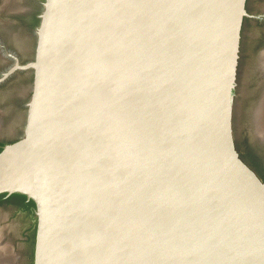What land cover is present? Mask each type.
<instances>
[{
	"label": "water",
	"instance_id": "95a60500",
	"mask_svg": "<svg viewBox=\"0 0 264 264\" xmlns=\"http://www.w3.org/2000/svg\"><path fill=\"white\" fill-rule=\"evenodd\" d=\"M244 1H42L33 59L0 77L32 70L0 193L33 201V264H264L232 133Z\"/></svg>",
	"mask_w": 264,
	"mask_h": 264
},
{
	"label": "flooded vegetation",
	"instance_id": "af4514ba",
	"mask_svg": "<svg viewBox=\"0 0 264 264\" xmlns=\"http://www.w3.org/2000/svg\"><path fill=\"white\" fill-rule=\"evenodd\" d=\"M42 1L0 0V77L13 66L15 59L19 64H25L33 59L34 30L38 23ZM244 8L247 14L243 16L240 25L234 87L232 88V133L238 154L264 182V142L256 137L252 120L253 109L261 96L264 82V72L260 68V60L264 52V0H245ZM243 64L251 67L247 75L249 90L242 102L244 115L238 135H236L237 132L233 127L234 92L239 82V70ZM31 82L32 70L30 68H15L0 79V148L21 134ZM26 85L28 88L24 93L22 88ZM18 112H21L23 119L19 133L14 137H7L4 135L7 129L5 125L7 123L8 127H13ZM9 195L3 193L0 206L10 205L23 214V210L8 201ZM2 224L0 222V225ZM24 263L30 264L28 255ZM5 264L9 263L5 262Z\"/></svg>",
	"mask_w": 264,
	"mask_h": 264
},
{
	"label": "rangeland",
	"instance_id": "374dc122",
	"mask_svg": "<svg viewBox=\"0 0 264 264\" xmlns=\"http://www.w3.org/2000/svg\"><path fill=\"white\" fill-rule=\"evenodd\" d=\"M256 3V2H255ZM251 67L246 64L242 65L239 72V82L234 92V105H233V127L237 132L241 127V119L243 118V100L248 94L249 86L247 83V75L250 73ZM27 85L22 88V92L27 91ZM22 114L18 112L17 118L13 122V127L7 125L4 135L7 137H14L19 133L20 126L22 123ZM11 127V128H10ZM238 137V136H237ZM246 162V161H245ZM247 163V162H246ZM248 164V163H247ZM249 165V164H248ZM0 243L1 245L9 247L8 256L13 260V264H25L28 244L25 242L23 233L29 227L28 221L25 220L24 214L17 211L14 207L10 205L0 206ZM16 256V257H15ZM12 262V261H11Z\"/></svg>",
	"mask_w": 264,
	"mask_h": 264
},
{
	"label": "trees",
	"instance_id": "16d2710c",
	"mask_svg": "<svg viewBox=\"0 0 264 264\" xmlns=\"http://www.w3.org/2000/svg\"><path fill=\"white\" fill-rule=\"evenodd\" d=\"M3 193H0V198ZM25 196L20 193H12L8 197L10 203H14L21 210L25 216V220L28 221L29 227L25 231L24 240L28 244L27 255L30 260V264H33V242H34V231H35V214L33 212L34 204L32 200H26Z\"/></svg>",
	"mask_w": 264,
	"mask_h": 264
},
{
	"label": "bare ground",
	"instance_id": "6f19581e",
	"mask_svg": "<svg viewBox=\"0 0 264 264\" xmlns=\"http://www.w3.org/2000/svg\"><path fill=\"white\" fill-rule=\"evenodd\" d=\"M260 66L259 67L264 72V52L260 60ZM252 120H253V129H254V133L256 137H258L261 141H264V82H263V87L261 91V96L256 102L254 109H253ZM4 245L3 244L1 245L0 243V264H3V263L5 264V262L10 264L12 259H10V256H8L9 247L8 245L7 247Z\"/></svg>",
	"mask_w": 264,
	"mask_h": 264
}]
</instances>
